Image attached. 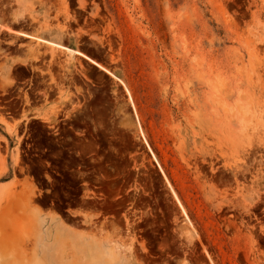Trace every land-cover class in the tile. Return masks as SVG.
<instances>
[{"label": "rangeland", "instance_id": "obj_1", "mask_svg": "<svg viewBox=\"0 0 264 264\" xmlns=\"http://www.w3.org/2000/svg\"><path fill=\"white\" fill-rule=\"evenodd\" d=\"M21 66L46 72L45 98L0 110V264H137L138 227L162 237L150 242L161 251L194 250L199 235L221 264L249 259L257 244L233 232L257 240L264 223L225 217L264 207V0H0L5 98L21 96ZM28 133L62 155L60 168L85 170L91 155L111 181L85 186L68 213L44 206L21 169Z\"/></svg>", "mask_w": 264, "mask_h": 264}, {"label": "flooded vegetation", "instance_id": "obj_2", "mask_svg": "<svg viewBox=\"0 0 264 264\" xmlns=\"http://www.w3.org/2000/svg\"><path fill=\"white\" fill-rule=\"evenodd\" d=\"M7 44V43H5ZM6 50V49H4ZM23 68V66H21ZM24 72L27 74V77L22 79L21 81L17 82L20 87H16L17 92L21 93L20 97H11V98H5V96H8V94L0 93V110L5 111L4 114L10 115L11 114V108L13 106L14 101H18L20 103L19 105L22 106V109L25 106H31L34 103H37L39 101H44L45 94L43 90H40L37 88L38 86H41L44 82L43 79H41V75H45L46 72L38 70L36 67L28 69L23 68ZM38 73V75L36 74ZM38 79L39 81H36ZM83 85H85L83 83ZM87 93V90H86ZM26 99L28 101V104H26ZM32 107V106H31ZM33 109V108H31ZM22 111V110H21ZM92 114L90 111H87L85 120H86V128L88 134H91L92 132ZM64 119L59 120V122H62V126H66L65 130H72L73 125H67L64 123ZM71 121V120H70ZM76 121V120H75ZM72 122V121H71ZM44 123V122H41ZM78 122H75V124ZM49 128L47 126L44 127ZM48 137H50L49 140H52L53 143L57 141L55 136L58 135V133H46ZM74 135H78L77 132H74ZM46 138H44L45 140ZM41 140V139H40ZM24 148L25 151L22 152L20 158L23 160V166L21 167L22 171H30L32 172L31 178L35 181V183L41 187V193L38 195L39 200L44 206L48 207H54V208H64L63 212L68 213L69 209H66V207L71 206L72 204H75L78 200H82L83 196L82 193L84 192V187L89 186L94 189H100L101 186H94L93 183H95L97 180H103L105 182H110V179H105L103 175L95 174V171L92 169L93 160L91 158V155H86V165L88 166L85 170L81 169L80 167L74 166L73 168L66 169V168H60L62 155L59 153H52L50 152V148L48 146H42L39 149L34 148V142L36 139H33L30 133L27 134V136L24 139ZM77 158V156H75ZM72 164V163H70ZM119 166H123L124 163L120 160L118 162ZM133 170V167L130 169ZM124 172L123 168L121 169V172ZM100 176V177H99ZM86 179V181H83V179ZM56 193H62L61 196H59ZM77 193H80V195H77ZM93 199V198H89ZM98 201H101V199H97ZM131 203H126V206H129L128 209H131L130 207ZM226 212H230L231 214H228L227 218H230L228 222L236 223L245 229H253L255 226L256 228H260L259 224L264 223V207L257 210V212H247L242 210H236L234 207ZM123 215V214H122ZM71 217H74L70 215ZM112 218V217H109ZM107 218H103L99 223H111V220H104ZM136 224L142 223L141 220L138 218H135ZM125 219H123L124 221ZM82 223V221H76ZM245 225V226H244ZM148 229V227H138L136 228L137 238L139 241L137 242V245L139 246V249H137V264H181L182 262H185L186 264H221L223 257L222 252L216 242H209L207 239V236H198V240L196 241V245L193 247L194 250H190L189 246H192L190 244L184 245V244H177V246H181L182 250H166L161 251L160 248H154V244H151L150 242L157 239L162 238L161 236L155 234V233H146L145 231ZM236 231L238 228L236 227ZM239 231V230H238ZM233 235L235 237L247 236L246 241L248 243L249 238L251 237L254 241L253 250H257L259 254L261 255V259H257L258 262L264 263V234L263 233H257L256 240L252 234H244L240 232H233ZM149 241V247L147 248H141L140 246L145 241ZM146 243V242H145ZM249 244V243H248ZM261 246L262 249L259 247ZM184 247L186 249H184ZM188 247V248H187ZM247 251V250H246ZM245 251V252H246ZM249 254V259L246 260L244 258V253L241 254V262L244 264H250V262H256L254 257H252L253 252ZM227 252V251H225ZM180 253V257H179ZM251 255V256H250ZM233 257V256H232ZM233 261V260H232ZM231 264L230 261H226Z\"/></svg>", "mask_w": 264, "mask_h": 264}, {"label": "bare ground", "instance_id": "obj_3", "mask_svg": "<svg viewBox=\"0 0 264 264\" xmlns=\"http://www.w3.org/2000/svg\"><path fill=\"white\" fill-rule=\"evenodd\" d=\"M21 36L23 35V36H27V35H24V34H20ZM39 41H41V42H45V43H47L46 41H43V40H41V39H38ZM48 44V43H47ZM49 44H51V45H54V44H52V43H49ZM54 46H58V45H54ZM58 47H60V48H63V47H61V46H58ZM64 50H68L67 48H63ZM68 51H70V50H68ZM77 56H79V57H82V58H84V59H86L88 62H91L93 65H95V66H97L101 71H103L104 73H106L108 76H110L111 78H113V79H115L116 81H118L120 84H122L123 85V83L119 80V79H117L112 73H110L107 69H105V68H103L102 66H100L99 64H97L96 62H94L93 60H91L89 57H87L85 54H83V53H81V52H78V51H73ZM2 122L5 124V126L7 127V129H8V131H12V128H11V126L8 124V123H6L4 120H2ZM15 162L17 163L18 162V158H16L15 159ZM159 171H160V173H161V175H162V177L165 179V180H167V177H166V174H165V172L162 170V168L159 166ZM30 187L33 189L34 188V186H33V184L32 183H30ZM178 203H179V205H180V207H181V210H182V213H183V215H185V217L186 218H188L187 217V213H186V211L184 210V208L182 207V205H181V203H180V201L178 200ZM184 264H185V262H184Z\"/></svg>", "mask_w": 264, "mask_h": 264}, {"label": "crops", "instance_id": "obj_4", "mask_svg": "<svg viewBox=\"0 0 264 264\" xmlns=\"http://www.w3.org/2000/svg\"><path fill=\"white\" fill-rule=\"evenodd\" d=\"M2 31H5L4 29H2ZM1 184V183H0ZM3 184V183H2Z\"/></svg>", "mask_w": 264, "mask_h": 264}]
</instances>
